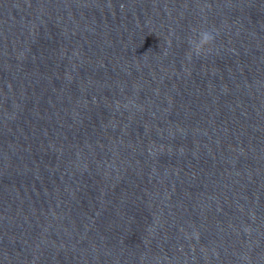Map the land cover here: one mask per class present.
I'll return each mask as SVG.
<instances>
[{
  "label": "water",
  "instance_id": "1",
  "mask_svg": "<svg viewBox=\"0 0 264 264\" xmlns=\"http://www.w3.org/2000/svg\"><path fill=\"white\" fill-rule=\"evenodd\" d=\"M0 264H264V0H0Z\"/></svg>",
  "mask_w": 264,
  "mask_h": 264
},
{
  "label": "clouds",
  "instance_id": "2",
  "mask_svg": "<svg viewBox=\"0 0 264 264\" xmlns=\"http://www.w3.org/2000/svg\"><path fill=\"white\" fill-rule=\"evenodd\" d=\"M216 39L214 30H197L193 29L191 36L188 38L189 52L186 59L191 62L194 56H200L211 50Z\"/></svg>",
  "mask_w": 264,
  "mask_h": 264
}]
</instances>
